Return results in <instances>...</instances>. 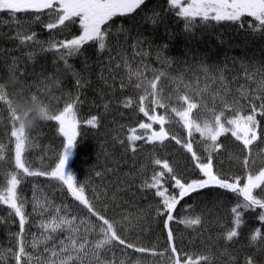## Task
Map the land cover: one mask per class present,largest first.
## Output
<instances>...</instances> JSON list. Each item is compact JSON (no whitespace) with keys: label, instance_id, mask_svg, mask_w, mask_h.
Segmentation results:
<instances>
[{"label":"trees","instance_id":"obj_1","mask_svg":"<svg viewBox=\"0 0 264 264\" xmlns=\"http://www.w3.org/2000/svg\"><path fill=\"white\" fill-rule=\"evenodd\" d=\"M153 10L161 19L158 25H152L151 20L143 14L135 19L114 18L116 22L111 26L106 49L101 51L98 43L89 42L79 54L68 59L71 69L57 59L54 51H41V47H49L50 43L46 39L39 41L40 45L34 42L22 45L21 37L12 31L0 35L1 141H5L6 127L10 123L6 143L0 152L1 156L9 157L7 161H0V190L7 188V180L13 173H18V178H21L14 166L15 137L11 136V132L17 128L27 137L25 148L28 151L23 157L26 166L31 171H50L59 162L66 143L58 131V122L38 121L28 130L25 129V122L35 117L34 109L40 105H44L49 114H58L67 103L75 101L77 118L81 124L67 168L76 176L77 186L86 187V195L95 209L110 221L117 222L118 232L126 239L169 256L170 253L165 252L168 248L165 217L156 215V208L162 204V200L154 195V189L145 187L146 183L151 184L154 174L166 172L162 164L155 165L153 160H167L177 177L189 181L200 178L202 174L194 167L191 154L183 144L190 140L202 161H206L208 154L207 142L201 134L193 131L189 137L179 117L171 111V108L183 110L186 102L178 99L169 105L165 101L175 94H181L188 95L189 102L198 105L197 98L200 95L205 98L207 105H198L191 113V118L196 123H212L214 116L223 112L221 120L225 127H230L226 123L227 119L234 114H251V105H255L259 138L250 146V152L242 149V142L236 141L231 132H226L217 143L220 145L229 139V145L234 147L235 152L226 148L218 150L213 154L212 162L214 171L224 178L243 176L245 168L241 162L246 156L250 161V170L256 171L257 166L264 163V116L259 114L260 104L264 103V87L261 86L264 83V33L248 27L252 18H243V28L231 22L205 24L197 18L195 27L189 32L185 30L183 18L175 16L169 0H148V17H151ZM5 12H0V15ZM125 29L129 33L128 44L133 42L132 37L137 33L148 38L139 47L141 52L147 51L148 56L131 59L132 49L127 45L124 55L117 50L108 51L115 43L113 37L118 31L122 36V30ZM36 35L40 34L37 32ZM163 45H167L166 49L161 48ZM158 49L161 50L162 58L170 61L169 64H163L156 58ZM29 53L32 54L31 58ZM202 63L209 68V74L202 71ZM239 67L245 74L244 83L236 81V76L241 73ZM136 72L140 73L139 78L134 74ZM159 72L165 75L157 82L158 95L155 98L161 99L165 107L154 106L151 95L143 102V106L149 115L165 116L164 127L169 137L163 144L148 142L146 137L150 132L145 133L139 128L140 123L150 122L139 111L140 96L144 95L147 82ZM221 72L223 81L219 79ZM77 78L82 86L77 85ZM137 83H141L142 87L137 88ZM126 102H130V105L126 106ZM93 116L98 119L96 127L86 123ZM159 127L153 124V130L159 131ZM133 130L135 135L144 138L130 140ZM173 135L181 144L178 145L172 139ZM146 167L152 168L153 172L145 174ZM37 177L38 181L35 182L32 177L24 176L17 190L18 202L24 200L27 217L24 234L27 239L34 240L32 232L35 226L30 224L34 205L32 201L27 200L26 205L25 202L26 196L36 185L44 187L53 204L47 210L34 211L38 223L56 217V213L83 218V229L90 223H99L71 197L65 185L48 177ZM164 179L167 182L163 183V187L168 188L170 194H175L178 190L172 186L173 181L167 175ZM254 194H259V190ZM237 200L234 194L226 190L211 188L193 193L180 201L170 226L174 234L173 243L182 258L184 254L194 258L205 255L210 257L209 264H246L248 259H254L256 264H264V251L260 250L262 239L258 238L255 242L251 239L255 230L264 233V221L258 217L250 224L245 222L243 216V224L236 229L238 237L233 241L226 239L227 232L236 227L231 208ZM98 202L104 205L97 207ZM57 208L59 212H56ZM106 208L109 211L107 213L104 212ZM254 211L259 214L262 210L259 212L257 208ZM133 214H139L140 218L136 219ZM197 218L201 221L198 225L180 223V220ZM18 221L14 210L0 202V264H15L13 253L18 254ZM69 236L79 242L78 232H67L63 237L69 240ZM99 238L96 233L88 235L90 242ZM29 251L26 247V252ZM68 255L73 256L75 264H95L90 257L78 260L74 251L63 258L66 260ZM122 257L126 256L117 251L115 258L119 260ZM39 258L36 257L33 264H38L36 260ZM101 258L113 257L109 254ZM155 258L148 257L147 260L151 262Z\"/></svg>","mask_w":264,"mask_h":264},{"label":"snow or ice","instance_id":"obj_2","mask_svg":"<svg viewBox=\"0 0 264 264\" xmlns=\"http://www.w3.org/2000/svg\"><path fill=\"white\" fill-rule=\"evenodd\" d=\"M169 4L170 8L175 10V16L183 18L185 21V30L189 32L195 27L197 18L205 24L231 22L237 24L241 28L244 27L245 23L243 18H252V20L248 22V27L255 32L264 33V0H169ZM147 8L148 0H0V12L6 11L17 23H19L18 17L28 14H35L34 19L37 21L40 20V14H44L45 12L50 17H54L53 22H48L44 25L47 30L57 29L61 26L67 27L66 22L73 23L75 22L74 18H79L82 34L59 42H52L47 49L41 47V51H54L57 59L63 61L65 67L69 69H71L72 66L68 64V59L79 54L81 49L89 42L98 43V48L101 51L106 49V41L108 40L111 26L116 22L114 18L128 17L130 19H135L137 16L143 14L144 17L151 20L152 25L161 23L159 14L154 10L152 11L151 17L147 16ZM122 31V36L120 31H118L113 37L115 43L112 47L108 48L109 52L117 50L121 55H124V49L127 45L133 49L134 55H149L147 51L142 53H137L135 51L147 41V37L137 33L136 36L132 37L133 42L128 44V30L125 29ZM20 42L22 45L33 42L39 43L34 32L30 35L21 37ZM148 43L149 47H151L150 41ZM166 47L167 45L161 46L162 49H166ZM31 56L32 54L29 53V58H31ZM156 58L161 60L163 64L170 63L169 60L162 58L160 49L157 50ZM125 66L127 67V64H125ZM117 67L119 66L117 65ZM201 69L206 75L209 74V68L204 66L203 63L201 64ZM155 71L156 70H154V72ZM134 74L137 78L140 77L139 72ZM131 75L132 73H130L129 78H131ZM164 75L163 72L154 75L153 79L147 82L144 95L140 96L141 106L139 107V111L143 113L150 122L140 123L139 128L143 129L145 133L150 132V135L146 137L147 141L150 143L159 142L163 144L169 137V133L164 127L166 123L165 116L156 114L149 115V112L143 106V102L151 95L154 98L152 100L154 106L165 107L161 99L155 98L158 95L156 91L157 82ZM219 79L220 81L224 79L222 72L219 75ZM76 83L82 86L79 78H77ZM261 86L264 87V83H262ZM136 87L141 88L142 84L137 83ZM178 98L186 102V107L183 108V110L171 108V111L179 117V120L187 129L189 137H191L193 131H195L201 134L207 142L206 152L208 155L206 161H202L201 157L194 151L193 144L190 140L183 144V147L191 154L194 167L198 169L199 173L202 175L200 178L184 181L176 176L173 167L169 165L167 160L162 162L160 159L155 158L153 163L155 165L162 164L166 172L159 171L154 174L151 184L146 183L145 187L154 189V195L162 200V204L156 208V215L165 217L164 225L167 241L169 242L165 252L170 253L167 257L166 264H209V256L200 255L194 258L192 255L184 254L182 258L178 253L173 243V229L170 226L171 222L174 220L173 213L177 205L185 197L215 187L220 190H226L238 198L236 205L231 208V213L234 214V224L236 227L227 232L226 239L228 241H233L234 238L238 237L239 233L236 229L243 224V216L246 211H254L257 208L261 209L262 211L258 214V219L264 221V167H260L255 172H252L250 170V161L246 156L241 162L245 168V174L243 176L224 178L214 171L212 162L213 154L221 147L217 141L219 137L226 132H231L236 141L242 142V149L246 152H250V146L259 138L257 132L259 127L257 109L255 105H251V114H234L232 118L226 120L227 125L230 127H225V123L221 120L223 112L219 115H215L212 123L203 121L201 124L196 123L191 118V113L198 107L197 103L189 102L188 95ZM78 99L79 97H77V100ZM127 105H130V102H126V106ZM259 114L264 116V103L260 104ZM45 120L58 122V131L66 141L59 162L56 163L50 171H31L30 168L26 166V161L23 158L27 141L25 133L18 131L17 128L11 132V136L15 137L14 166L15 169L19 171L21 178H18L16 173L11 175L10 179L7 180L6 191L0 192V202L7 205L10 210H14V215L19 218L20 231L17 234L18 254L13 253L15 264H27V261L31 260V256L26 253L23 235L27 217L24 211L23 201L18 202L17 195L18 185L21 184V179L24 176L48 177L62 183L66 186L71 197L79 202V205L83 206V208L99 222L98 224H88L84 229L85 234L80 237L78 244L71 236L68 237L72 244L71 250L76 253V258L78 260L90 257L91 260L95 261V264H156L154 260L149 262L147 258L163 257L164 252H157L154 248H148L133 240L126 239L118 232L117 222L110 221L104 214L95 209L93 203L90 202L89 197L86 195V187L84 185L77 186L76 176L67 168L69 159L76 146V139L79 135L81 124L77 118L75 101L67 103L62 111H59L58 114H50ZM86 123L96 127L98 125V119L96 116H93L91 119H88ZM153 124H158L160 126L159 131L153 130ZM142 138L144 137L135 135V130H133V135L129 139L136 141ZM172 139L175 140L178 145L181 144V141L174 135ZM134 150L135 149H133V151ZM166 175L168 179L173 181L172 186L174 189L178 190L175 194H170L168 188L163 187V183L167 182L164 179ZM241 181H244V183L242 184ZM256 190H259V194H254ZM239 198H242V200ZM187 207H191V205ZM35 210L34 208V211ZM59 211L60 209L57 208L56 212ZM133 215L136 216V219L140 218L139 214ZM81 223H84V221H81ZM180 223L198 225L201 221L197 218L191 221L180 220ZM41 227L46 228L50 233L62 232L65 230L69 233L80 231L77 227V218L75 216L68 218L56 216L50 218L48 223L42 224ZM92 233H96L100 238L90 242L88 235ZM260 237V230H255V234L251 239L255 242ZM46 239L51 240L52 236H48ZM261 243L264 244V240H262ZM35 246L36 245L33 244V247ZM58 247L60 248V264H75L72 255H68L66 260L63 258L64 254L69 252V249L65 247L64 241H60ZM47 250L48 249H45V251ZM117 251L126 256L127 259L117 260L115 258ZM109 254L113 257L112 259L101 258L102 255L107 257ZM51 256L57 257V251L53 250ZM25 257L26 260L23 259ZM246 264H256V261L254 259H248L246 260Z\"/></svg>","mask_w":264,"mask_h":264},{"label":"rangeland","instance_id":"obj_3","mask_svg":"<svg viewBox=\"0 0 264 264\" xmlns=\"http://www.w3.org/2000/svg\"><path fill=\"white\" fill-rule=\"evenodd\" d=\"M7 12L3 13L0 15V35H4L9 31L14 32L15 34L19 36H25V35H30L33 32L35 34H40L36 35V39L38 41H42L43 39L48 40V43L54 42L56 40H65L69 38H73L75 35H80L82 34V29L79 24V18H74L75 22L73 23H68L67 27H59L57 29L53 30H47L44 25H46L48 22H53L54 17H50L47 15L45 12L44 14H40V20L37 21L34 19L35 14H28L26 16H20L17 19L19 20V23H17L16 20H13L10 15H6ZM40 32V33H39ZM40 45V42L37 43ZM241 69V67H239ZM241 73H239L236 76L237 82L241 81V83L245 82V74L242 69L240 70ZM0 161L3 162L7 161L9 157L1 156L0 155ZM260 168V165L257 166L256 170ZM255 172V171H254ZM18 175V173H17ZM10 179V178H9ZM212 189H215L213 187ZM18 190V189H17ZM21 190L24 192V189L21 187ZM6 191V188L0 192ZM29 199L33 202L34 208L37 209H42V210H47L49 209L53 204L52 201L48 198L47 192L44 189L43 186L41 185H36L35 188L31 191V193L28 195ZM19 200V199H18ZM24 201V200H23ZM56 216H59L60 218H68L67 214H61V213H56ZM10 216H8L9 218ZM50 218H46L44 221H40L37 226L34 227V230L32 232V236L34 240H29L26 238L28 241H26V245L28 244V247L31 248L28 253L31 256V260L27 261V264H33V260L35 262L36 257H41L36 260V263L40 262V264H58V261L60 260L59 253H60V248L58 247L60 241H64L65 247L69 249L70 253L72 250V244L71 241L61 238V232H56V233H50L46 228L41 227L42 224H47ZM67 232V230H65ZM64 231H62L63 233ZM52 236L51 240L46 239V237ZM31 243L32 245H30ZM33 244L36 246L33 247ZM78 244V242H77ZM45 249H48L45 251ZM55 250L58 253L57 257H52L51 252ZM65 253V254H68ZM64 254V255H65ZM167 256L163 257H157L155 259H152L151 262L154 260L156 264H166L167 261ZM26 260V257L23 258Z\"/></svg>","mask_w":264,"mask_h":264},{"label":"bare ground","instance_id":"obj_4","mask_svg":"<svg viewBox=\"0 0 264 264\" xmlns=\"http://www.w3.org/2000/svg\"><path fill=\"white\" fill-rule=\"evenodd\" d=\"M20 37H22V36H20ZM141 48H138V49H136L135 51L137 52V53H142L141 52ZM131 59L133 58V57H141L142 55H134L133 54V49L131 50ZM263 73H264V70L262 71ZM200 80V79H199ZM199 84V83H198ZM144 91V90H143ZM145 92V91H144ZM178 97H183V95H181V94H175V95H173V97L172 98H168V99H166V101H165V103L166 104H172V103H174V102H176L179 98ZM205 98H203L202 96H200V95H198V98H197V101H198V105L200 106V107H204L205 105H207V104H205ZM7 121H8V119H7ZM9 122V121H8ZM9 127H10V123L8 124V126L6 127V134H5V141H1L0 140V152H1V150L3 149V147H4V145H5V143H6V136H7V133H8V129H9ZM65 140V139H64ZM66 142V141H65ZM229 143H230V140L229 139H226V140H224L221 144H220V148H219V150H221V151H223V150H225V148L226 149H229V150H232L233 152H235V149H234V147H231L230 145H229ZM26 149V148H25ZM28 151V149H26L25 150V152H27ZM232 155V154H231ZM242 165V164H241ZM243 166V165H242ZM260 167H264V163H263V165L261 166L260 165ZM153 172V169L152 168H149V167H146V169H145V174H150V173H152ZM32 181H35V182H37L38 181V177H32ZM86 183V182H85ZM25 188V187H24ZM27 200H29V201H31L30 199H29V197L28 196H26V202H25V205L28 203V201ZM32 204V203H31ZM33 205V204H32ZM104 204H103V202H101V203H99L98 202V204H97V207L99 206L100 208H101V206H103ZM180 204H178L177 206H179ZM33 209H34V206H33ZM108 209L106 208L105 210H104V212L105 213H107V212H109V211H107ZM258 210H259V212L261 211V209H259L258 208ZM68 217H72L73 215L72 214H68L67 215ZM258 217V213L257 212H255V211H248L245 215H244V220H245V222H249L250 224H252L253 223V221L256 219ZM78 219H77V227L80 229V231L78 232V235H79V237H81L82 236V234L84 233V229H83V227H82V224H81V221H84V219L83 218H81V217H77ZM30 224L31 225H34V226H36L37 224H38V217L36 216V214L34 213V211H33V215L32 216H30ZM68 232V231H67ZM67 232L66 231H64L63 233L61 232V237H63L65 234H67ZM79 237H76V238H79ZM64 238V237H63ZM262 240H264V233H261V237H260ZM65 239V238H64ZM79 241H80V239H79ZM79 243V242H78ZM30 245H32L31 243H29ZM26 247H27V249H31V248H29L28 247V244L26 245ZM260 250H262V251H264V244H261V247H260ZM122 259H127V257H122Z\"/></svg>","mask_w":264,"mask_h":264},{"label":"clouds","instance_id":"obj_5","mask_svg":"<svg viewBox=\"0 0 264 264\" xmlns=\"http://www.w3.org/2000/svg\"><path fill=\"white\" fill-rule=\"evenodd\" d=\"M34 113H35V117L33 119L26 120V122H25L24 126H25L26 130H28V129L32 128L33 126H35V124L38 121H42V120L47 119V117L50 115L49 112L45 110V106L44 105H40L36 109H34Z\"/></svg>","mask_w":264,"mask_h":264}]
</instances>
